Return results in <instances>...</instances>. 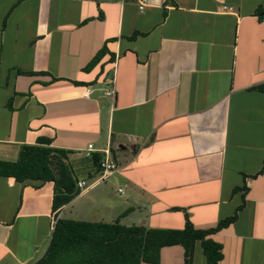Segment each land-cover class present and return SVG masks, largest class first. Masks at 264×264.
I'll use <instances>...</instances> for the list:
<instances>
[{
    "label": "crops",
    "instance_id": "crops-1",
    "mask_svg": "<svg viewBox=\"0 0 264 264\" xmlns=\"http://www.w3.org/2000/svg\"><path fill=\"white\" fill-rule=\"evenodd\" d=\"M257 11L264 0H147L142 10L137 0H0V160L39 140L66 151L71 166L85 164L90 144L109 148L118 171L94 178L59 218L84 199L90 221L127 211L125 226L180 230L187 219L208 230L242 206L209 238L222 247L219 264H264ZM112 185L120 204L106 192ZM35 186L0 177V264H35L48 246L53 184ZM158 264H185L182 246L162 248ZM191 264H207L199 243Z\"/></svg>",
    "mask_w": 264,
    "mask_h": 264
},
{
    "label": "trees",
    "instance_id": "trees-1",
    "mask_svg": "<svg viewBox=\"0 0 264 264\" xmlns=\"http://www.w3.org/2000/svg\"><path fill=\"white\" fill-rule=\"evenodd\" d=\"M256 13L258 19L264 18V12ZM106 53L103 47L84 70L98 65ZM110 60H113V55ZM49 145V141L39 140L36 145L21 146L15 161L0 160L1 178H12L19 184L36 182V189L46 182L53 184L51 212L55 213V223L48 246L35 264H158L160 250L177 245L184 250L185 264H191L196 243L200 244L207 264L220 263L222 247L209 237L234 223L242 206L237 208L232 217L220 220L214 228L208 230L194 229L187 219L180 230L125 226L120 221L127 211L109 223L59 218L61 209L80 195L81 190L77 188L80 179L76 178L72 166L67 163V152ZM86 159L90 162L91 172L87 168L83 181H87L89 188L100 174L102 154L93 151L89 156L86 155ZM239 190L245 193L239 188L234 189V192Z\"/></svg>",
    "mask_w": 264,
    "mask_h": 264
},
{
    "label": "built area",
    "instance_id": "built-area-1",
    "mask_svg": "<svg viewBox=\"0 0 264 264\" xmlns=\"http://www.w3.org/2000/svg\"><path fill=\"white\" fill-rule=\"evenodd\" d=\"M139 3V10H142L143 7L146 5L147 0H137ZM225 9V8H224ZM114 78H107L103 81V85L107 88V91L104 92V95L106 97H112L114 95ZM92 92V87H86L83 91V98H87ZM94 151L93 145H88L86 149V155L89 156L91 152ZM100 153L102 154V159L99 162V170L100 174L97 177L98 179L94 184H97L99 182L106 181L109 177H111L114 173L118 171V165L115 162V160L112 158V154L109 148H105L104 150H101ZM90 187V186H89ZM77 188L81 191L87 190L86 182L83 180H80L77 182ZM119 194H122V190H118ZM55 223V220L53 221ZM53 223V224H54Z\"/></svg>",
    "mask_w": 264,
    "mask_h": 264
},
{
    "label": "rangeland",
    "instance_id": "rangeland-1",
    "mask_svg": "<svg viewBox=\"0 0 264 264\" xmlns=\"http://www.w3.org/2000/svg\"><path fill=\"white\" fill-rule=\"evenodd\" d=\"M85 163V164H84ZM87 163H88V159L83 158L82 157V164L84 165H79V166H73V170L75 172V176L76 178H86V170H87ZM108 185V183H107ZM112 185L111 187H107L106 192L109 193V195H111V198H114V203H118L120 204L121 202H123L125 200V196H120L119 194H117L116 192V187ZM86 193V190L80 191V195H84ZM109 204L107 203V206ZM85 206V201L84 199L79 200L77 202H75L69 209H67V211L64 214V218L66 219H72V220H88L90 219V215L91 214H87L85 215L82 211V207ZM106 208V207H105ZM105 208H100L99 209V213L105 212ZM104 209V210H103Z\"/></svg>",
    "mask_w": 264,
    "mask_h": 264
}]
</instances>
